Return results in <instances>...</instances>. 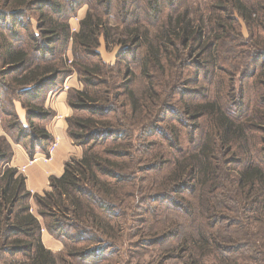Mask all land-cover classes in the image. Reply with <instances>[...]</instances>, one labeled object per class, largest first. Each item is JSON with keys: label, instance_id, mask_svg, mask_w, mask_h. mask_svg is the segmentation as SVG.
Returning a JSON list of instances; mask_svg holds the SVG:
<instances>
[{"label": "trees", "instance_id": "obj_1", "mask_svg": "<svg viewBox=\"0 0 264 264\" xmlns=\"http://www.w3.org/2000/svg\"><path fill=\"white\" fill-rule=\"evenodd\" d=\"M163 1L0 0V264H264V0ZM73 72L81 156L31 194L12 144L47 152Z\"/></svg>", "mask_w": 264, "mask_h": 264}, {"label": "crops", "instance_id": "obj_2", "mask_svg": "<svg viewBox=\"0 0 264 264\" xmlns=\"http://www.w3.org/2000/svg\"><path fill=\"white\" fill-rule=\"evenodd\" d=\"M64 86H68V89H65ZM81 88L82 84L76 79L75 72H73L62 81L58 89L49 92L45 98L44 107L54 113L53 119L46 125V130L51 135L52 142L56 141L57 143L48 160L45 159V154L42 152H36L30 157L21 145L12 146L13 156L9 166L24 176L26 190L31 194L42 195L49 188L48 178L50 176L59 177L63 172L64 163L70 157L79 158L81 156V148L73 146L66 133L67 124L65 120L67 116L72 114V109L67 103L68 92ZM0 135H2L1 131ZM32 158L36 160L29 165L28 161ZM32 210L34 211L33 207ZM43 238L50 242L51 247L56 246L54 243H57L56 248L60 249L58 242L52 240L45 231H42V242ZM51 247L46 246L52 250Z\"/></svg>", "mask_w": 264, "mask_h": 264}, {"label": "rangeland", "instance_id": "obj_3", "mask_svg": "<svg viewBox=\"0 0 264 264\" xmlns=\"http://www.w3.org/2000/svg\"><path fill=\"white\" fill-rule=\"evenodd\" d=\"M180 2V5H187L189 6V11L190 12H196L195 11V7L198 6L199 9H203L204 7V4L203 2L206 1V0H175L174 1V4H177V2ZM171 0H164L162 4H164V8H163V13L166 14V12H170V9H173V5L171 4ZM179 5V7H180ZM88 10V5L87 4H84L82 5L76 12V14H74L73 16H71L69 18V28H70V33H76L79 29V22L80 20L83 18V16L85 15L86 11ZM112 22H114L115 20H111ZM33 22V20H32ZM239 23H240V26H239V30L242 32V34L247 37L248 33L246 31V28H245V25L244 23L242 22V20H239ZM102 41V39H101ZM68 47L65 51V58L67 57L68 59H72V56H71V38H69V41H68ZM98 51L101 52V56H102V59H104L105 61H107L108 63H113L115 61V53L117 52L116 50H111V51H107L109 53V55L107 54H104V50L103 48H99ZM225 51L227 52V46L225 47ZM114 56V58H113ZM195 60V59H194ZM262 62H264V58L259 61L257 64H261ZM76 75V79H77V74L75 73ZM78 80V79H77ZM79 81V80H78ZM80 82V81H79ZM81 83V82H80ZM82 84V83H81ZM16 106V111L18 113V116L19 118L24 122L25 124V121H24V110L20 107V104L19 103H16L15 104ZM0 131L1 133L3 134V131L0 127ZM15 145V144H12V146ZM30 160V159H29ZM29 162V161H28ZM20 174V173H19ZM22 175V174H21ZM34 210H35V206L32 204ZM53 240V239H52ZM43 242L46 246L48 247H51L50 245V242L47 241L46 239L43 238ZM42 242V243H43ZM57 245V243H54ZM59 244V243H58ZM56 246H52V251L53 252H57L58 249L56 248ZM61 247V246H60ZM151 250V249H150ZM159 249H153L152 251L148 252V253H145L142 257H140L138 260H139V263L140 264H149V262H151L150 264H156L157 261H159V256L162 254H164V252L162 251V253L160 251H158ZM155 261V262H154ZM166 264H170V261H167Z\"/></svg>", "mask_w": 264, "mask_h": 264}, {"label": "built area", "instance_id": "obj_4", "mask_svg": "<svg viewBox=\"0 0 264 264\" xmlns=\"http://www.w3.org/2000/svg\"><path fill=\"white\" fill-rule=\"evenodd\" d=\"M67 63L70 64V63H71V60L68 59ZM64 88H65V89H68V86H64ZM56 145H57L56 141L50 143V145H49V147H48V150H47V152L45 153V159L48 160V159L50 158V155H51L52 151L54 150V148L56 147ZM35 160H36L35 158L30 159L29 162H28V164H29V165L32 164Z\"/></svg>", "mask_w": 264, "mask_h": 264}]
</instances>
